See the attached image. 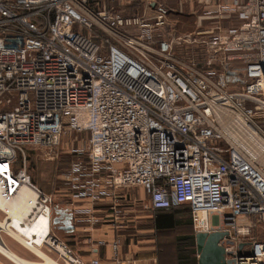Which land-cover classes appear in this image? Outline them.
<instances>
[{"label":"built area","instance_id":"built-area-1","mask_svg":"<svg viewBox=\"0 0 264 264\" xmlns=\"http://www.w3.org/2000/svg\"><path fill=\"white\" fill-rule=\"evenodd\" d=\"M117 1L0 0V193L24 183L51 209L14 164L27 147L57 157L70 126L88 137L63 175L68 185L82 176L92 191L102 178L141 188L153 212L188 210L194 235L226 232L227 261L264 264V165L217 116H240L264 142V0H236L241 23L230 28L220 25L233 19L223 3L182 37L165 0H139L132 14L123 12L131 0ZM200 44L204 67L173 52ZM50 233L42 247L57 262L82 264Z\"/></svg>","mask_w":264,"mask_h":264},{"label":"crops","instance_id":"crops-1","mask_svg":"<svg viewBox=\"0 0 264 264\" xmlns=\"http://www.w3.org/2000/svg\"><path fill=\"white\" fill-rule=\"evenodd\" d=\"M235 1L223 0L220 3V0H165L169 9V23L175 32L183 30L179 37L195 35L200 28L197 17L191 27L183 28L180 24L183 18H192L190 16L204 10L211 11L208 14H214L215 9L218 10L217 7L223 3L225 4L223 11L231 13L233 19L223 22L221 26L225 28L238 26L240 20L234 13ZM152 12L148 11L149 14ZM206 25L209 26L208 23ZM194 47L196 51L203 53L202 46ZM173 52L175 55L185 57L189 54L186 46H175ZM102 180L103 189L92 191L86 179L81 176L78 181H73L72 186L67 184V195L59 197L57 201L51 195L54 202L51 205L50 220L53 235L68 247L82 264H180L178 253L175 252L173 255L170 250H159L156 244L159 239L156 234L158 225L162 224L160 219L163 215H170L171 211L184 208L169 207L166 212L165 210L153 212L147 206L146 196L141 188H112L107 179ZM60 193L63 194L57 189L58 196ZM61 206L65 207L64 211L56 213V209ZM42 211L29 229L15 220L10 223L8 230L0 227V231L14 238L33 255L21 254L20 250L7 245L6 249L29 264H50L40 255L47 258L51 264H60L44 254L41 251L42 247L39 249L36 246L41 238L40 229H48L49 210ZM15 224L18 226L14 227ZM195 256L197 264L198 255Z\"/></svg>","mask_w":264,"mask_h":264},{"label":"rangeland","instance_id":"rangeland-1","mask_svg":"<svg viewBox=\"0 0 264 264\" xmlns=\"http://www.w3.org/2000/svg\"><path fill=\"white\" fill-rule=\"evenodd\" d=\"M132 1V0H131ZM103 6H107L108 8L116 7L118 1L117 0H100L97 1ZM141 2V1H140ZM223 0H220V3H222ZM129 5H132V2L129 1ZM127 7V6H126ZM211 11L204 10V11H198L196 14H193L192 18H183V22H180L181 26L185 29L192 26V22L195 21V17L201 16V15H213L208 14ZM134 13V11H131L130 14ZM187 14V13H186ZM127 16V15H125ZM124 17V15H123ZM223 22L228 21H220V25ZM241 23V21H238V24ZM191 25V26H190ZM179 29V33L176 32L177 36H180L182 33ZM201 45V44H200ZM182 46V45H181ZM203 46V45H201ZM178 47V46H177ZM180 47V46H179ZM190 47V46H189ZM204 47V46H203ZM202 47V48H203ZM179 55V54H178ZM177 55V56H178ZM205 56L206 53L203 49V53L201 51H196L195 47H192V50L189 52L187 57L184 55L178 56L180 58L185 59V61H191L193 63H197V66L204 67L205 63ZM220 114H227L226 112L219 111ZM230 116L229 114H227ZM231 117V116H230ZM228 125V124H227ZM224 129H228V127L223 124ZM230 131V130H229ZM86 137H88L87 132H78L77 130H74L72 127H68L65 130V133L62 136V147L60 146L57 152V157L49 158L48 154H51L50 151L43 148H34V147H27L24 148L22 152L18 153L16 156V164L17 162L20 163L21 168L24 167L26 174L29 176L30 181L38 187V189L47 196H53V199L57 201L60 199L59 197L63 195H67V182L65 178H63V175H66V172L68 170V167L71 166V163L75 160L76 157H83V153L78 150L83 151L84 150V143L86 141ZM237 141H239V138H236ZM240 145L242 143L239 141ZM57 189H60L62 193L57 194ZM52 203H54L52 201ZM65 207L61 206L57 211H64ZM169 208H164L160 210H166ZM144 210V208H143ZM158 210V211H160ZM146 215V214H145ZM7 214L4 212H1L0 210V221L4 220L6 218ZM147 216V215H146ZM165 217V218H164ZM162 220V224H159L158 232L156 234L157 239H159L156 244L159 246V250L166 249L170 250L171 253L174 255V253H178V262L180 261V264H189L190 262L192 264H196V246H195V238L192 231V220L191 215L189 214L188 210H173L170 212V215H163V217L160 219ZM18 225H14V227H17ZM261 231H259L260 233ZM259 239H264V234L258 235ZM0 240L5 244V246H10L13 248H16L17 250H20L19 252L21 254L29 253L31 255L32 252H29L23 245H21L19 242L14 240L11 236H8L4 231H0ZM14 245V246H13ZM6 246V247H7ZM41 251L49 256L54 261L58 260V255L54 251H52L48 246H43L41 248ZM60 263V261H59ZM0 264H13L8 259H6L3 255L0 254Z\"/></svg>","mask_w":264,"mask_h":264},{"label":"bare ground","instance_id":"bare-ground-1","mask_svg":"<svg viewBox=\"0 0 264 264\" xmlns=\"http://www.w3.org/2000/svg\"><path fill=\"white\" fill-rule=\"evenodd\" d=\"M226 113L231 117L227 114H220L217 112V116L222 118L223 124H225L230 131L228 129L224 130L235 140H237L236 138H239L238 140L242 143L241 147L244 151L252 159L264 165V142L259 140L256 136H252L254 134L240 116L232 115L229 112ZM2 171L3 168L0 167V172ZM45 209L49 210L48 229H40L41 238L39 239L38 245H36L40 249L43 243H49L48 238L51 235V209L47 206H40L37 200V194L24 183H21L16 193L11 196H4L0 193V210L7 214L5 220L0 222V227L4 230H8L10 223L15 220L21 223L24 228L29 229L39 212L41 210L44 211ZM0 254L15 264H29L7 251L6 246L2 244L1 240ZM40 256L46 261V263L51 264L47 258H44L42 255Z\"/></svg>","mask_w":264,"mask_h":264},{"label":"water","instance_id":"water-1","mask_svg":"<svg viewBox=\"0 0 264 264\" xmlns=\"http://www.w3.org/2000/svg\"><path fill=\"white\" fill-rule=\"evenodd\" d=\"M226 235V232L195 234L197 264H232L226 260L225 249L219 245V241ZM242 247L243 244H240L239 249L241 250Z\"/></svg>","mask_w":264,"mask_h":264},{"label":"trees","instance_id":"trees-1","mask_svg":"<svg viewBox=\"0 0 264 264\" xmlns=\"http://www.w3.org/2000/svg\"><path fill=\"white\" fill-rule=\"evenodd\" d=\"M91 2H95V1H100V0H90ZM132 2V5H128L127 7L124 8L123 12L124 14H130L131 11L134 12H139L141 9V2L139 0H132L130 1ZM21 165L20 163L17 162V164H14V169H20Z\"/></svg>","mask_w":264,"mask_h":264}]
</instances>
